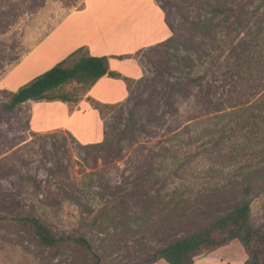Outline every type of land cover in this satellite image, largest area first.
Listing matches in <instances>:
<instances>
[{
  "label": "rangeland",
  "instance_id": "obj_1",
  "mask_svg": "<svg viewBox=\"0 0 264 264\" xmlns=\"http://www.w3.org/2000/svg\"><path fill=\"white\" fill-rule=\"evenodd\" d=\"M219 6L230 10L214 16ZM81 47L143 49L144 76L129 79L124 102L88 100L102 105L100 142L81 143L103 128L85 114L91 107L80 124L60 100L0 118V215L10 205L57 233L82 234L101 264H136L243 201L264 228V0H0V109ZM124 59L113 68H127ZM63 90L85 97L75 84ZM62 125L71 130L53 129ZM113 129L123 136L110 140ZM0 264L89 263L69 247L53 257L6 223Z\"/></svg>",
  "mask_w": 264,
  "mask_h": 264
},
{
  "label": "trees",
  "instance_id": "obj_2",
  "mask_svg": "<svg viewBox=\"0 0 264 264\" xmlns=\"http://www.w3.org/2000/svg\"><path fill=\"white\" fill-rule=\"evenodd\" d=\"M159 6L164 10L162 5ZM228 10L230 9L227 7L219 6L213 7L211 12L215 16L227 13ZM170 28L173 29L172 26ZM138 53L140 51L136 55ZM117 57L126 58L130 55ZM106 75L114 78L122 76L121 73L111 70L110 56H95L85 47L78 48L66 59L12 92L9 101L1 106L2 115L0 118L31 101L76 102L75 95L65 92L64 87L75 84L83 88L84 94H86L99 79ZM125 79L129 80L127 77ZM188 81L192 83L197 82L198 79H188ZM101 106L98 105L97 108L100 107L99 110L102 113ZM131 126V124L126 125L127 128H131ZM122 136V130L113 129L110 140ZM250 187L247 185V194L250 192ZM5 208L11 213L0 215V227L6 223L19 227L39 245L52 250L53 257L61 256L65 248L69 247L79 252L84 257L85 262L101 264L100 256L86 236L57 233L42 218L34 214L25 213L10 205ZM100 218L101 216L97 215L96 224ZM236 239L240 241L247 254L245 264H264V228L253 224L249 201H243L233 206L225 213L200 225L192 233L158 248L136 264H151L159 259H164L168 264H194L198 257L226 246Z\"/></svg>",
  "mask_w": 264,
  "mask_h": 264
},
{
  "label": "crops",
  "instance_id": "obj_3",
  "mask_svg": "<svg viewBox=\"0 0 264 264\" xmlns=\"http://www.w3.org/2000/svg\"><path fill=\"white\" fill-rule=\"evenodd\" d=\"M155 3L157 4L156 1H155ZM157 6L160 8L161 12L163 13V17H164V20H165L167 27L170 28L168 22L166 21V14H165L164 10L158 4H157ZM164 29L165 28L162 29V35L164 32ZM171 36H172V30L170 32V35H168L166 39H168ZM166 39L161 40L157 43L153 42L152 44L148 45L149 47H146L143 49H147V48H150L152 46H155V45L165 41ZM143 49H141V50H143ZM141 50H139V51H141ZM74 51H75V49H74ZM74 51H72V52H74ZM89 51H90V49H89ZM90 53L92 55H95V56H103V55L110 56L111 70L121 73L122 76L118 77V78L110 77L108 75L103 76L85 94V97H83V99L78 100L77 102L68 103L70 105V107L68 108V114L71 115L72 119L73 118L78 119V124L83 122V119L85 116V115H80V114H84L81 112V109L83 107H91L93 109L88 108L86 110L85 114L88 111L93 112V114H95V116L97 115L96 118L98 120V123L103 127L102 129L99 127L100 133L98 135H95V136H98L96 139L85 140V142H81L84 144L91 143V142H100V141H103L104 137H105V123H104L103 117L101 115V112L98 109H96L95 106L90 104L88 100L90 98H93V100L91 99L92 101H96V102L101 103V104H113V105L120 103V102H124L125 100L128 99V97L130 95V88H129V81L130 80H126L125 77L132 79V80L133 79L138 80L144 76V67H143L142 63L140 62V60L136 57V54H134V53H124V54L130 55V57H126V59L123 60L127 64L126 65L127 68H122V70L115 69L112 66L113 59L118 58L117 56L122 55V54H113L111 52H104L105 54H93L91 51H90ZM118 82L122 83V87H123L120 94H117L118 91L115 89L116 87H120ZM102 84L109 85L110 89L107 90L104 87H103L104 88L103 89L101 87ZM111 86H113V87H111ZM79 112H80V114H79ZM33 123H34V120H32V124ZM53 129H64V130H68V131L71 130L66 125H62L59 128L53 127ZM73 133H71V134L75 137V135H77L78 133H81V128L79 126H77L76 130H73ZM246 258H247V254L245 252L244 247L242 246L240 241L236 239L226 246L220 247L216 250H213V251H211L205 255L198 257L195 260L194 264H245ZM164 261H165L164 259H159V260H157L151 264H165Z\"/></svg>",
  "mask_w": 264,
  "mask_h": 264
}]
</instances>
